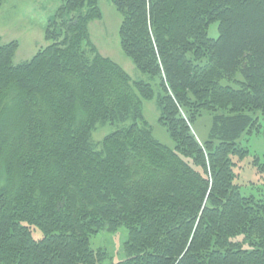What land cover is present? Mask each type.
<instances>
[{
    "label": "trees",
    "instance_id": "16d2710c",
    "mask_svg": "<svg viewBox=\"0 0 264 264\" xmlns=\"http://www.w3.org/2000/svg\"><path fill=\"white\" fill-rule=\"evenodd\" d=\"M112 3L121 50L149 81L91 42L98 0H61L48 44L22 63L0 39V264H98L89 237L122 226L128 251L110 264H264V197L240 194L232 160L243 135L264 136V0ZM154 98L172 148L143 116ZM106 123L117 127L95 144Z\"/></svg>",
    "mask_w": 264,
    "mask_h": 264
},
{
    "label": "rangeland",
    "instance_id": "374dc122",
    "mask_svg": "<svg viewBox=\"0 0 264 264\" xmlns=\"http://www.w3.org/2000/svg\"><path fill=\"white\" fill-rule=\"evenodd\" d=\"M60 3L61 0L2 1L0 5V39L3 43L12 40L18 42L12 59L14 64L30 59L39 49L48 44L44 39V29L48 19L54 15ZM98 7L101 18L88 24L91 42L102 56L118 63L133 80L149 81L147 75L141 73L121 50L118 36L121 15L115 9L112 0H98ZM217 25V22L209 25L208 37L216 38L218 36ZM222 83L226 84L225 81ZM229 84H233L232 81ZM154 93H157L155 87ZM142 113L149 125L151 136L159 143L172 148L174 143L166 128L158 122L160 111L155 98L143 100ZM253 116L259 124H262V118L258 113H254ZM211 123L212 114L207 111L201 112V115L193 121L191 130L199 141L203 142L208 138ZM116 127L117 125L108 123L98 124L92 132L91 140L95 144L99 143L107 133ZM261 130V128H254L251 135H243L240 142L242 146L247 147L248 151L241 159L237 156L232 157L235 163L233 170L237 174L234 183L239 186L242 196L264 197V178L257 172V169L264 166V136ZM255 158L258 159V162L254 164ZM32 236L36 239L40 238L41 232L38 229H32ZM232 240L243 248H250L251 240L245 239L244 235L235 236ZM127 241L128 230L123 226L113 232L103 230L89 237L90 247L94 250L100 249L104 254L98 264H110L123 260L128 251Z\"/></svg>",
    "mask_w": 264,
    "mask_h": 264
}]
</instances>
